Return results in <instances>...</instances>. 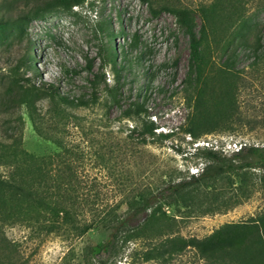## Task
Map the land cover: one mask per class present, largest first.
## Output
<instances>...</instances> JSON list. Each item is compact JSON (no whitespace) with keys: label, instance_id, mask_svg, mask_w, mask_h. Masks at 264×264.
Wrapping results in <instances>:
<instances>
[{"label":"rangeland","instance_id":"1","mask_svg":"<svg viewBox=\"0 0 264 264\" xmlns=\"http://www.w3.org/2000/svg\"><path fill=\"white\" fill-rule=\"evenodd\" d=\"M166 2L195 10L217 3L203 51L214 94H208L203 111L207 125L193 140L187 138L194 92L189 41L172 13L153 12ZM18 14L25 16L23 28L0 43V92L15 84L37 87L46 96H39L35 114L41 133L25 105L0 112V151L18 147L44 156L60 151L59 143L76 151L81 157L74 160L70 183L84 201L82 219L122 213L139 191L188 179L192 167L209 163L196 141L217 137L221 144L264 146V61L254 64L253 50L235 49L233 116L224 113L225 103L218 100L223 86L215 81L225 58L216 40L234 41L240 33L238 43L247 35L250 44L259 39L264 45V0H0V18ZM196 18L200 30V12ZM52 88L75 102L51 100ZM139 105L145 110L137 113ZM154 115L172 131L142 134ZM188 203L159 212L154 205L147 212L156 215L149 234L114 256L98 252L109 234L101 228L78 236L46 233L38 224H2L0 264H223L193 247L166 258L146 260L145 253L168 238L205 239L230 225L236 226V246L257 239L264 234V168L208 180ZM162 209L167 218L159 220Z\"/></svg>","mask_w":264,"mask_h":264},{"label":"trees","instance_id":"2","mask_svg":"<svg viewBox=\"0 0 264 264\" xmlns=\"http://www.w3.org/2000/svg\"><path fill=\"white\" fill-rule=\"evenodd\" d=\"M58 1L72 4L74 0ZM167 3L159 9H153V12L156 14L162 11L172 13L188 36L190 63L194 75L193 81L190 82L194 92L193 96H190V101H193V114L189 118L188 132L197 137L201 127L207 125L208 118L203 113L207 108V96L214 94L210 91L207 80L203 51L204 42L207 41L206 34L213 32L212 20L214 15H218L217 3H213L208 8L200 7L198 10L185 6L176 7ZM8 9L10 10V5ZM197 12H200L202 18L200 30H198L196 21ZM24 24L25 16L21 14L0 18V43L11 31H20ZM239 37H241L240 33L239 35L236 33L234 41H215V46H218L222 55L225 56L215 76V81L220 87L223 86L217 97L219 102L225 103L224 111L226 112L224 113L229 116L237 113L235 102L238 86L235 78L236 72L232 66L235 49L242 45L246 51L253 50L254 64H257L259 60L264 61V45L259 39L252 45L247 41V35L245 41L241 43L236 41ZM41 94L46 96V93L38 90L37 87L29 88L13 84L0 92V112L25 105L35 129L41 133L35 117L37 100ZM48 96L51 100H55L57 96L64 102H75V99L72 100L67 95H62L57 88H52ZM79 104H86V102L81 100ZM144 110V107L139 105L137 113ZM155 129L156 124L152 121L146 125L142 134L153 133ZM142 141L146 142V138L144 137ZM59 146L60 151L44 156L35 155L18 147H12L13 150L3 148V151H0V232L2 224L18 223L27 227L38 224L46 233L70 232L78 236L84 235L91 229L101 228L109 231V234L105 240L97 244L98 252L114 256L129 241L149 234L147 232L150 222L156 215L153 213L154 216H147V212L154 205L157 206L158 212L162 206L168 208L175 203L188 207V200L194 199V194L198 193L202 183L246 168H264V146H245L241 151L229 157L219 151L204 148L201 154L209 163L198 175L192 174L188 179L183 178L160 187L139 191L136 194L137 199L127 202V208L122 213L110 210L103 215L93 214L90 219H82L80 216H83L81 207L84 201L79 199L77 187L70 183L76 174L74 169L76 161L74 160L81 156L60 143ZM1 168H5L6 171H1ZM67 177L68 183L64 181ZM163 210L161 216L156 217L157 219L167 218V211ZM233 227L236 226L230 225L205 239H165L151 246L145 253V259L166 258L173 253L193 247L203 258L221 260L223 264H264V234L257 233V239L249 240L239 247L236 246L238 237L231 232ZM155 237L156 235L152 238Z\"/></svg>","mask_w":264,"mask_h":264},{"label":"built area","instance_id":"3","mask_svg":"<svg viewBox=\"0 0 264 264\" xmlns=\"http://www.w3.org/2000/svg\"><path fill=\"white\" fill-rule=\"evenodd\" d=\"M152 118L158 124L156 125L155 131L160 132V133L161 132L167 133V132L172 131V129L168 125H166L165 123H162L161 121H158L157 115H154ZM187 138L189 140H193V137L190 133L187 135ZM194 144L196 147H199V146H202L203 148L207 147L215 151H219L224 155L228 153L235 154L241 151L246 146L244 143L236 142V141L228 142V143L224 142L223 144H221L219 143V139L217 137H214V138L209 137L208 140L203 139L201 141H196ZM202 169H200L199 167H192L191 171H192V174L198 175L202 171Z\"/></svg>","mask_w":264,"mask_h":264}]
</instances>
